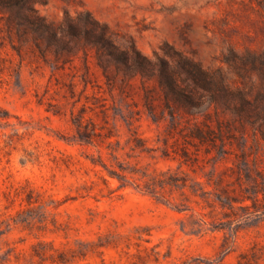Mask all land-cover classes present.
<instances>
[{
	"label": "rangeland",
	"instance_id": "1",
	"mask_svg": "<svg viewBox=\"0 0 264 264\" xmlns=\"http://www.w3.org/2000/svg\"><path fill=\"white\" fill-rule=\"evenodd\" d=\"M33 4L55 26L65 13L89 11L121 47L135 45L155 58L168 42L205 68L221 67L230 81L238 77L223 61L229 46L264 51V0ZM7 15L0 6V264H264V213L247 215L238 209L244 214L238 226L183 228L188 211L131 185L119 187L100 164L92 163L95 148L72 140L71 109L85 108L86 115L100 121L103 105L110 114L116 105L142 106L144 85H155L154 79L143 83L136 75L124 83L125 75L113 63L104 67L96 45L67 36L47 49L51 65L32 40L23 46L21 61L12 47L18 38ZM56 106L61 114L51 109ZM108 121L123 140L124 118L117 114ZM135 123L143 136L156 131L145 116ZM132 159L159 168L176 166L145 154ZM258 164L264 170V150Z\"/></svg>",
	"mask_w": 264,
	"mask_h": 264
},
{
	"label": "trees",
	"instance_id": "2",
	"mask_svg": "<svg viewBox=\"0 0 264 264\" xmlns=\"http://www.w3.org/2000/svg\"><path fill=\"white\" fill-rule=\"evenodd\" d=\"M33 3L0 0L16 30L18 43L12 47L20 55L32 40L43 61L50 64L46 51L52 44L66 36L85 39L97 46L105 68L113 63L117 72H123L124 83L136 75L143 83L156 81L153 86L144 85L142 106L136 102L116 105L110 114L103 105L100 121L86 115L85 108L71 109L72 140L95 148L93 164H100L119 187L131 185L179 211H188L183 228L238 226L244 215L238 209L247 215L264 213V170L258 164L259 151L264 150V51L250 47L238 51L229 46L223 61L238 77L230 81L221 67L205 68L168 42L162 45V53L149 58L135 45H118L108 26L89 11L74 16L65 13L55 26ZM107 75L116 78V74ZM68 88L73 92L74 83ZM45 95L40 94L38 101ZM51 109L62 113L57 106ZM117 114L127 125L123 140L115 123L108 121ZM142 116L155 124L152 136L139 131L135 120ZM142 154L175 161L176 166L159 168L132 159Z\"/></svg>",
	"mask_w": 264,
	"mask_h": 264
}]
</instances>
